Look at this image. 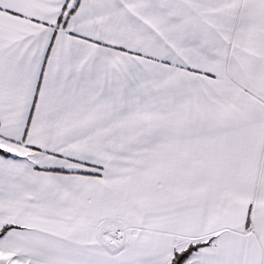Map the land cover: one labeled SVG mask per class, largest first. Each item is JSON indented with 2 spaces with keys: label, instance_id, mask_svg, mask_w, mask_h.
<instances>
[{
  "label": "snow or ice",
  "instance_id": "snow-or-ice-1",
  "mask_svg": "<svg viewBox=\"0 0 264 264\" xmlns=\"http://www.w3.org/2000/svg\"><path fill=\"white\" fill-rule=\"evenodd\" d=\"M0 264H264V0H0Z\"/></svg>",
  "mask_w": 264,
  "mask_h": 264
}]
</instances>
